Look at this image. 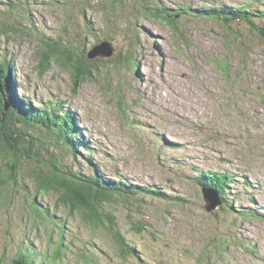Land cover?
Here are the masks:
<instances>
[{
    "label": "rangeland",
    "instance_id": "obj_1",
    "mask_svg": "<svg viewBox=\"0 0 264 264\" xmlns=\"http://www.w3.org/2000/svg\"><path fill=\"white\" fill-rule=\"evenodd\" d=\"M14 3L22 7L13 9ZM188 5L177 18L180 32L151 11L160 7L166 16ZM227 10L234 17L222 23ZM197 11L207 15L199 18ZM0 28V72L9 63L16 71L11 84L17 103L72 110L74 129L95 153L80 151L76 159L51 127L36 125L34 113V127L23 126L20 120L30 114L11 109L8 101L0 117L19 138L24 132L36 138L26 136L27 146L42 157L77 174H98L95 182L105 188L97 186L112 188L103 194L114 201L104 211L114 214L146 262L264 264V0H0ZM53 41L72 42L76 55L103 41L109 48L98 54L113 53L89 57L98 59V70L80 74L77 82L69 57L44 67ZM3 79L0 93L8 100ZM0 157V168L17 179L0 188V264H139L122 257L107 228L89 233L64 209L59 216L71 238L56 258L60 227L48 231L32 209L38 183L31 169L42 164L28 165L22 155L11 170L8 157ZM213 172L234 176L226 193L209 187L215 191L204 193L198 185L201 173L213 178ZM151 185L166 197L141 195ZM117 186L136 195L109 192ZM216 193L223 201L227 196L235 212L216 206ZM49 200L40 203L53 208ZM250 212L258 220L241 219ZM85 254L91 260L84 262Z\"/></svg>",
    "mask_w": 264,
    "mask_h": 264
},
{
    "label": "trees",
    "instance_id": "obj_2",
    "mask_svg": "<svg viewBox=\"0 0 264 264\" xmlns=\"http://www.w3.org/2000/svg\"><path fill=\"white\" fill-rule=\"evenodd\" d=\"M17 6H19L17 3L11 5L13 9L17 8ZM19 7L21 8L22 5L20 4ZM190 7L191 6L188 5L182 9H177L175 11V14L168 13L166 16L160 15L164 13L163 11H161L162 9L160 7H154L153 10L151 11L157 14L156 16L157 20L165 21L166 23L172 26V29L175 32H180L181 29L178 24L177 18L186 15ZM234 12L236 13L235 10ZM197 13L199 14L198 16L199 18L202 15H207L206 12L204 14L197 11ZM209 15H212L211 12L209 13ZM221 16L222 17L224 16L225 19L220 18L219 21H222V23L223 22L229 23L231 22V20L228 18H233L234 13L227 10V12H225ZM4 28L11 30V27H4ZM87 30H89L88 32H92L91 27H87ZM0 32H3L5 34L3 28H0ZM62 41L64 40L62 39ZM102 42L103 41L98 42L97 45H99ZM59 43L60 41H53V43L52 44L50 43L49 45L50 49L49 50L46 49L47 53L44 54V56H46L45 58L46 63L44 64V67L48 68V64L52 59L59 60L61 57L62 58L69 57V61L71 62H69L68 64H70L73 68H75L76 77L79 78V81L77 82H80L81 79V77L79 76L80 74L86 73L87 76L89 75L92 76L94 73V70L92 69L98 70V68L95 65L98 63V59H97V63H95V60H91L88 55L89 54L88 50L87 51L83 50L82 54L76 55L74 52L75 45L72 42L67 41L66 44L63 43L64 46H61ZM9 67H10V63L5 65V68H3L4 70L0 72V77L1 75H4V79H5V80L3 79V82L1 81L2 89H6L7 91L9 89V93H10L8 100L7 99L3 100L0 93V109H3L4 102L8 101L11 109L14 108L15 111L29 113L30 117L23 116L24 119L20 120L22 123H24L23 126H25L26 128L34 127L33 124L34 120H32L31 118L32 117L31 113H34L36 116V121H35L36 125L41 124L44 127L46 126V129L48 127H51L49 131L52 132V134H54L59 139V141L65 148L69 149L70 152L73 153L76 159H78L77 154H81L80 151H85V152L92 151V153H95L93 151L95 150V148L92 147L90 142H86L83 136L80 134L81 129H77V130L74 129L75 128L74 122H76V119L74 120L71 117L73 116L72 110L63 111L61 105H52V104L43 105L41 103H37L36 109L33 110L31 104L28 102L30 101L29 99H27L28 103H25L27 106L29 105V109H26L27 106L24 103H20L21 105H19L17 103L18 98L16 97V93L14 92L15 89L13 87V84H11L12 82L15 81L13 79V74L11 75V73L12 72L16 73V71ZM138 68L139 66L137 65V69ZM9 76L11 77V81L9 79ZM42 109L49 111L47 115L49 118H46L42 115L38 116L37 113L39 114L42 113L43 111ZM7 123L8 120H6V118L3 119L0 117V150H1L0 153L1 155L4 154L8 157L7 160L8 162L6 163L10 166L11 170H16L19 168L18 164L21 162L20 159L22 155L24 156L25 160H28L27 161L28 165H31L32 160L42 164V166H40L38 170L34 168V170H36L34 171V173L32 171L33 169H31V174L33 175V179H35L38 183L36 187V192L32 195V203L36 207L32 209L38 211L37 212L38 214H36L38 219L37 221L45 228H47L48 231H52V228L55 226L60 227L59 230L60 232L57 233V235H59L60 237L56 247V250L58 251V253H55L56 258L63 257V252L65 251L63 249L64 239L71 238L69 236V231L66 229V221L63 220L61 216H59L60 209H64V211L66 210L68 213V215L65 217L77 216L78 220L81 221L82 223L81 226L86 228L89 231V233L90 232L95 233L99 231V229L107 228L109 230L110 235H112L114 242L118 245L120 254L125 259H131L136 257L137 260L139 261V264H149V261L146 262L145 258L137 253L136 251L137 248L131 246L130 243L126 240V238L121 234L118 221L114 216V214L109 211L108 212L104 211L106 209L105 208L106 205L109 204L111 205V203H113L114 201L110 202L111 199H108V197L103 196V194L104 192L112 188L108 185V188L106 187V189H104L105 186L96 183L95 179L97 178L98 174H96L95 176L93 175L88 176L82 173L77 174L74 172V170H71L73 171L72 173L65 166H62L59 160L55 159L54 161L53 160L50 161L49 159L42 157L39 153L36 152L35 149H33L32 151V148L27 146V141H28V139H26L27 137L28 138L31 137L35 141L36 138H33L32 135H29V133L26 132H24L22 135L25 136L24 138H19L18 136H16L17 134L15 131H11L12 128ZM30 144H32V146L34 145L31 141ZM24 152L26 153V155L23 154ZM89 156L92 155H90L89 153ZM157 157L160 159L162 156L159 153ZM2 159L6 160L3 157ZM23 163H25V161H22V165L24 166ZM95 166L96 165L94 164V167ZM2 168L5 167L2 166L0 169ZM5 169L7 170L4 172V176H6V179L0 180V188L4 187L9 180L11 182L14 180L17 181L13 173L11 172L9 173L8 172L9 170L7 168ZM94 171L98 173L97 169ZM1 173L2 171L0 170V175L3 176V174ZM208 173L211 174V172ZM212 175H214L213 178L210 177L211 175H208L207 173L206 174L201 173L200 178H197L198 185L202 188L209 187V188L219 189V192L222 194V193H226V190H228L227 186L230 183L234 182V178L230 180L231 176L232 177L234 176L233 175L229 176L227 175L226 172L224 173L221 172V174L217 172H213ZM220 176L222 177V179ZM225 179H228V182H226ZM120 182H121L120 184L122 185L123 182L122 179L120 180ZM97 185L103 186L104 188L98 187ZM122 186H124L122 188H125V184ZM149 187L143 186L142 191H140L142 192L141 195L149 194V196L155 195L157 197H166L165 194L159 191L152 190L153 188L152 185ZM115 189H116L115 191L112 190L109 192H111L112 194L113 193L124 194L125 198H130L131 195H136L134 190H133V194H129L128 191H124L118 186ZM133 189H138V187H135ZM38 194L39 196L41 195L40 198H38ZM225 197L226 198L224 199L223 203L225 205H228L230 209L235 212L233 208V203L229 199H227V196ZM49 198H50L49 201L53 203V208L47 207L45 203L44 205L40 203L42 201H47ZM249 214L251 215L250 217L246 216L248 215V213H246V215H244L243 218L241 217L240 218L244 221L253 220L257 218L256 215L253 214V212H250ZM57 218L59 222L55 220ZM105 220H109L108 224L105 223ZM55 229L53 228V230ZM86 257L91 260L90 255L86 256L85 254L82 256L84 262ZM16 264H20V263L16 262ZM22 264L24 263L22 262ZM91 264H97V263L96 261L94 262L92 261Z\"/></svg>",
    "mask_w": 264,
    "mask_h": 264
},
{
    "label": "water",
    "instance_id": "obj_3",
    "mask_svg": "<svg viewBox=\"0 0 264 264\" xmlns=\"http://www.w3.org/2000/svg\"><path fill=\"white\" fill-rule=\"evenodd\" d=\"M104 47H107V48H109V45L107 44V43H101V44H99V45H97V46H95L91 51H90V53H89V57L90 58H94V54L96 53L98 56H105V55H108V56H110L112 53H113V49L111 48V51L110 52H108V53H104V54H98L99 53V51L102 49V48H104ZM96 55V56H97ZM95 56V57H96ZM8 106H6V109L8 110ZM208 192V193H213L214 191H215V189L214 190H212V189H208V188H203V192ZM204 192V193H205ZM216 197H217V204H216V206H220V205H222L223 204V200L220 198V196H219V194L218 193H216ZM215 198V197H214ZM204 199L205 200H207L208 201V198H207V196H204Z\"/></svg>",
    "mask_w": 264,
    "mask_h": 264
}]
</instances>
